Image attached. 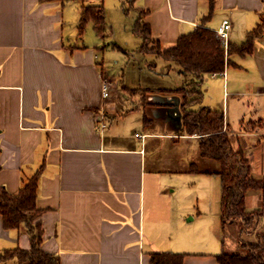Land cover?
I'll list each match as a JSON object with an SVG mask.
<instances>
[{
	"label": "crops",
	"instance_id": "crops-1",
	"mask_svg": "<svg viewBox=\"0 0 264 264\" xmlns=\"http://www.w3.org/2000/svg\"><path fill=\"white\" fill-rule=\"evenodd\" d=\"M101 3L110 4L0 0V186L16 194L43 167L36 221L41 247L61 264H154L156 251L184 253V264H220L221 167L199 166L206 159L195 150L200 136L186 134L183 95L168 91L195 76L179 69L172 86L158 60L142 58L131 67L129 85L126 75L106 68L94 22L79 30L84 6ZM131 10L138 17L146 12L153 36L167 48L202 24L210 0H136ZM262 18L264 0H215L206 26L216 31L230 20L227 49L241 45ZM140 48L143 57L150 54ZM229 59L224 72L205 74L202 101L193 108L224 113L234 149L243 150L253 177L264 180V33L252 52ZM164 141L176 149L159 154ZM161 161L165 168L174 162L182 183H165L167 169L149 168ZM246 207L263 211L252 240L264 231V187L247 192ZM18 246L30 248V235L6 228L0 213V252Z\"/></svg>",
	"mask_w": 264,
	"mask_h": 264
},
{
	"label": "trees",
	"instance_id": "trees-1",
	"mask_svg": "<svg viewBox=\"0 0 264 264\" xmlns=\"http://www.w3.org/2000/svg\"><path fill=\"white\" fill-rule=\"evenodd\" d=\"M136 0H127V9L135 7ZM215 8V0H210V11L202 20V24L193 31L182 34L170 47H163L153 36L151 27L143 18L146 12H140L134 30L143 39L141 52L153 53L166 61L175 62L187 74L195 79L184 86L168 90L183 95L181 103L182 121L187 135L198 134L201 155L216 160L220 164L217 172L222 177V227L237 218L248 232H251L261 219V209L248 210L246 194L250 189H261L264 180L253 177L251 164L243 150L234 149L232 138L225 130V115L221 111L206 106L193 108L203 98V79L205 74L222 73L231 63L229 56L233 53L246 54L253 50L257 38L264 33V19L247 33L241 45L230 44L226 49L215 30L206 26ZM106 9L103 3L86 5L79 22V30L83 32L90 21L94 22L97 33L106 35ZM150 90H146L148 93ZM146 117V116H145ZM43 167L24 181L21 190L14 194L4 186H0V213L4 226L8 229H25L31 238V247L20 246L4 249L0 252V264L8 261L25 264H61L58 255L45 251L41 247L43 229L40 221H36L40 210L37 207L38 185ZM196 170V168H194ZM245 251H222L217 255L220 264H264V231H257L255 238L242 242ZM184 253L156 251L151 253L154 264H184Z\"/></svg>",
	"mask_w": 264,
	"mask_h": 264
},
{
	"label": "rangeland",
	"instance_id": "rangeland-1",
	"mask_svg": "<svg viewBox=\"0 0 264 264\" xmlns=\"http://www.w3.org/2000/svg\"><path fill=\"white\" fill-rule=\"evenodd\" d=\"M123 1L124 0H107V3L110 4L109 6H105V9L107 7L109 8L106 9L105 13L107 24L106 35L103 37L104 40H101L100 43L102 63L106 68H109L110 71L120 72L123 77L126 75V82L131 85L135 83L133 73H131V67L137 64L139 59V63H141L142 58H144L142 63L145 64L146 58L147 61L153 58L156 61L158 60L159 71H164L165 73L170 72L169 77H166V83H169L172 86L178 85V81L180 80L178 70L181 69L179 65L172 61H166L162 57H157V55L153 53L145 54L144 57L139 53L138 50L143 43V39L134 30L138 15L134 10H125V8L122 7L124 4ZM169 65H171L172 68L170 67L169 69ZM145 93L146 92L144 91L142 92L144 96H146ZM176 147L177 145L169 146L167 145V142L164 141L163 147H161L159 150V154H163L168 150L176 149ZM153 148V145H151L149 148L150 155L153 153ZM196 148L195 150H197V154H199L200 148L198 145ZM192 158L196 159V156H193ZM204 160V162L199 163L200 167L202 166L203 168H210L212 164L220 165L218 161H214L210 158H206ZM174 166L177 167L173 162L169 167L165 168L164 162L161 161L155 166H153V162H151L149 168L152 169V167H163V169H167V171H163L161 174L165 183H182L184 176L183 174L175 173ZM180 192L177 191L176 195H180ZM189 217V215L186 217V222H188V224L191 223V221H188ZM249 238L250 232L245 229L241 219L237 218L234 222H231L225 230L224 250L228 252H243L245 250L242 246V242H244V240H249ZM11 262L12 261H9L5 264H10Z\"/></svg>",
	"mask_w": 264,
	"mask_h": 264
},
{
	"label": "built area",
	"instance_id": "built-area-1",
	"mask_svg": "<svg viewBox=\"0 0 264 264\" xmlns=\"http://www.w3.org/2000/svg\"><path fill=\"white\" fill-rule=\"evenodd\" d=\"M231 22L229 19H225L222 23V25L220 26L219 29L216 30L217 36L218 38L221 39V41L224 43L225 47H227V41L229 38V29L231 28ZM109 81L107 79H104L103 81V95L106 97L109 95ZM106 124L102 123V127H105Z\"/></svg>",
	"mask_w": 264,
	"mask_h": 264
},
{
	"label": "water",
	"instance_id": "water-1",
	"mask_svg": "<svg viewBox=\"0 0 264 264\" xmlns=\"http://www.w3.org/2000/svg\"><path fill=\"white\" fill-rule=\"evenodd\" d=\"M180 119V118H179Z\"/></svg>",
	"mask_w": 264,
	"mask_h": 264
}]
</instances>
